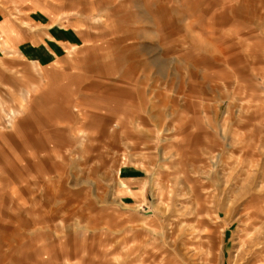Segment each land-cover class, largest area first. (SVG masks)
Listing matches in <instances>:
<instances>
[{"label":"rangeland","instance_id":"rangeland-1","mask_svg":"<svg viewBox=\"0 0 264 264\" xmlns=\"http://www.w3.org/2000/svg\"><path fill=\"white\" fill-rule=\"evenodd\" d=\"M37 1L0 0V264H264V0Z\"/></svg>","mask_w":264,"mask_h":264},{"label":"crops","instance_id":"crops-1","mask_svg":"<svg viewBox=\"0 0 264 264\" xmlns=\"http://www.w3.org/2000/svg\"><path fill=\"white\" fill-rule=\"evenodd\" d=\"M52 1L58 2L59 0H52ZM2 2H3V0H1V3ZM34 2H38V1L34 0ZM35 4H37V3H35ZM35 4L33 7L35 9H37V8L39 9L40 6L38 4L35 6ZM14 11H16V9ZM45 11H47V10H45ZM59 18H61V16L58 17V19ZM65 18H66V16H65ZM65 20H68V19H65ZM29 35L30 34L25 29H22V27L19 26V23L17 22V20L12 15H10L7 11L2 10L0 8V43H1L0 44V51L2 54H3L2 50L7 51V53H9V54H12V53L15 54L14 51H18V50H20V48L22 49L23 45L25 44V42H23V41H24V39L26 40ZM87 60H89V59H87ZM23 95L24 94H22V96L18 97V104L22 107H24V103L27 100H29ZM21 110H16V112L21 111ZM137 171H139L138 172L139 174H135L134 178L131 180L123 179V181H125V182H123V185L118 186V188L116 189V192H117V195H118L120 201L125 206L135 205L139 201L145 202L147 200L146 199L147 193H146V190L144 189V185H145L144 177H143L144 172L140 169ZM123 173H124V176H126V178H128V176L130 175L129 174L130 171H128V170L122 171V169H121V174H123ZM138 175H140L141 178H139L140 176L136 178V176H138ZM134 179L139 180L138 181L139 185H132V184H135ZM127 182H129L128 185H127Z\"/></svg>","mask_w":264,"mask_h":264},{"label":"bare ground","instance_id":"bare-ground-1","mask_svg":"<svg viewBox=\"0 0 264 264\" xmlns=\"http://www.w3.org/2000/svg\"><path fill=\"white\" fill-rule=\"evenodd\" d=\"M79 91V90H78ZM76 91L74 90V92L73 91H67L66 93V100H64L65 102H63V104H62V106L60 107V114H58L61 118H62V121L63 122H66V123H68V124H70L69 126V128L68 129H71V128H73V121L75 122V121H82L83 122V125H82V127H85V125H86V127H87V124H88V115H89V113L88 112H85V111H83L82 112V110H73L75 113L74 114H72L71 115V111H70V108H71V103H72V101H71V103H70V105H69V103L68 102H66L67 100H68V97L69 96H72L71 98H73L74 96H75V93ZM72 93H73V95H72ZM80 93V92H79ZM68 94H69V96H68ZM78 96V95H77ZM76 97V96H75ZM75 99V98H74ZM65 103H67V107H65L66 106V104ZM60 104V105H61ZM64 104H65V106H64ZM83 108V107H82ZM72 110V109H71ZM56 112H57V110H56ZM15 114V111H11V113H10V118H13V116H14V114ZM93 115V114H92ZM72 117H74V120L73 121H71V119H72ZM35 119V118H34ZM93 120V119H92ZM39 121L40 120H37V119H35V122H36V124H38L39 123ZM90 125V124H89ZM96 127V126H95ZM39 128H44V127H42V126H40ZM96 130V129H95ZM91 133V132H90ZM52 134V133H51ZM49 135V134H48ZM90 135V134H89ZM93 135V134H92ZM96 135V134H95ZM98 135H99V133H98ZM94 136V135H93ZM39 138V137H38ZM93 139V137H89L88 138V140H92ZM39 162H40V159H39ZM138 237V236H137ZM130 251V250H129ZM143 255V254H142ZM125 256H126V258L127 259H129V257H130V253H128L127 251H125ZM236 257V262H238V261H241V259H242V255H240L239 253L237 254V256H235ZM228 258H229V256H228ZM153 259V258H152ZM133 260V259H132ZM228 260V259H227ZM174 260L173 259H168L167 261H165V263L166 264H171L172 262H173ZM133 262V261H132ZM138 262H139V264H140V262H141V257L140 256H138ZM253 262V261H252ZM252 262H248L247 261V263L246 264H251ZM126 264H128V261L126 262ZM145 264V263H144ZM159 264V263H158ZM161 264V263H160ZM173 264V263H172ZM239 264H241L240 262H239Z\"/></svg>","mask_w":264,"mask_h":264}]
</instances>
